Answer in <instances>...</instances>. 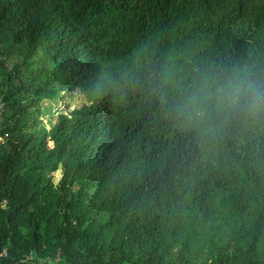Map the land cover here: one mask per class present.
Here are the masks:
<instances>
[{
  "label": "trees",
  "instance_id": "trees-1",
  "mask_svg": "<svg viewBox=\"0 0 264 264\" xmlns=\"http://www.w3.org/2000/svg\"><path fill=\"white\" fill-rule=\"evenodd\" d=\"M240 73L264 0H0V264H264V118L177 115Z\"/></svg>",
  "mask_w": 264,
  "mask_h": 264
},
{
  "label": "clouds",
  "instance_id": "clouds-1",
  "mask_svg": "<svg viewBox=\"0 0 264 264\" xmlns=\"http://www.w3.org/2000/svg\"><path fill=\"white\" fill-rule=\"evenodd\" d=\"M208 100H214L218 109L229 116L252 120L264 118V82L246 73L225 78L216 85L214 93L203 98L194 96L178 110V117L190 121L193 115L201 116L203 110L200 105Z\"/></svg>",
  "mask_w": 264,
  "mask_h": 264
},
{
  "label": "rangeland",
  "instance_id": "rangeland-1",
  "mask_svg": "<svg viewBox=\"0 0 264 264\" xmlns=\"http://www.w3.org/2000/svg\"><path fill=\"white\" fill-rule=\"evenodd\" d=\"M77 103H81V99L79 98L78 94H62L61 97L57 100L55 103H51V106L48 107V113H44L41 115V118L43 119L44 125L46 127H49V123L46 122L48 116L50 114H55L59 110L67 109V107L70 109L74 107ZM47 110L45 109V112ZM57 145L56 142L48 141L49 148L54 147ZM59 177V174L56 173V179Z\"/></svg>",
  "mask_w": 264,
  "mask_h": 264
}]
</instances>
